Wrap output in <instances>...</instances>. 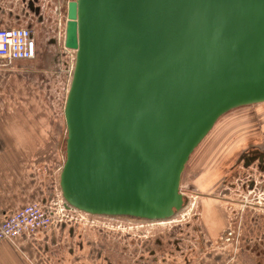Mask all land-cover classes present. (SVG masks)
Segmentation results:
<instances>
[{
    "label": "water",
    "instance_id": "95a60500",
    "mask_svg": "<svg viewBox=\"0 0 264 264\" xmlns=\"http://www.w3.org/2000/svg\"><path fill=\"white\" fill-rule=\"evenodd\" d=\"M63 46L75 57L58 185L89 216L170 220L217 121L264 103V0H74Z\"/></svg>",
    "mask_w": 264,
    "mask_h": 264
},
{
    "label": "crops",
    "instance_id": "0c3cea01",
    "mask_svg": "<svg viewBox=\"0 0 264 264\" xmlns=\"http://www.w3.org/2000/svg\"><path fill=\"white\" fill-rule=\"evenodd\" d=\"M29 1L0 0V29L29 28L37 45V56L44 46H49L44 52L51 54L54 46L59 49L61 45L54 36L60 24L65 27L67 3L64 0H34L30 9ZM37 7L40 10L38 15L33 10ZM2 68L5 66L0 63ZM29 120L21 110L7 109L4 114L0 113V222L29 204L44 202L59 188L62 165L59 157L54 155L52 160L42 155L46 148L59 145L60 133L56 142L55 138L52 139L49 125L33 124ZM219 122L220 132L223 128H230V131L235 129L237 141L228 147L220 144L219 160L213 170L207 167L208 170L203 167L198 173L191 170L192 175L195 173L191 183L206 200L202 210L206 234L198 239L202 244H209V251L198 252L193 247L195 252L171 254L166 261L155 255H151L149 260L126 251V247L119 246L121 242L111 248L110 243L103 239L78 234V226L62 225L34 235L1 241L0 264H138L140 260V264H248L247 255L239 257L215 247L223 241L220 234L224 230V223L219 219L221 212L217 213L215 209L216 201L210 199L209 194L225 187L231 171L241 161L245 162V166L256 161L264 164V103L233 111L227 119ZM226 122L230 126L224 124ZM226 133L227 130L224 135ZM220 136L221 140L222 133ZM201 165L202 161L193 168L198 171ZM195 239L189 238L191 243L196 242ZM120 250L123 252L120 253Z\"/></svg>",
    "mask_w": 264,
    "mask_h": 264
},
{
    "label": "rangeland",
    "instance_id": "374dc122",
    "mask_svg": "<svg viewBox=\"0 0 264 264\" xmlns=\"http://www.w3.org/2000/svg\"><path fill=\"white\" fill-rule=\"evenodd\" d=\"M48 48L49 46H44L38 55L41 57L37 56L33 61L17 62L0 69V113L4 114L7 109L24 111L31 123L49 125L52 139L55 138L56 142L60 133L59 145L46 148L42 156L46 159L51 157L53 160V156L57 155L63 165L66 140L63 107L70 85L68 69L71 61L55 46L51 54H47L44 50ZM232 112L217 121L191 155L180 182L184 206L173 218L166 222L153 223L127 218L88 217V223L74 225L78 226L77 233L103 239L110 243L111 248L121 242L119 246L126 247V251L131 254L135 252L149 260L151 255H155L166 261L171 254L195 252L193 247L198 252L209 251V244H202L198 239L206 234L203 230L205 218L202 211L206 200L191 182L195 173L203 167L213 170L219 160L221 143L228 147L237 141L235 129L219 130V121L227 119ZM22 118L27 120L24 116ZM224 124L230 126L229 122ZM220 133L223 136L221 140ZM200 161L202 165L197 171L193 166ZM191 170L195 172L193 175ZM228 177L230 178L223 189H216L209 194L210 199L216 201L215 209L217 213L221 212L218 217L224 223V230L220 234L223 241L215 247L239 257L243 254L242 257H245L254 246L258 258L251 260L248 256V264H264V164L256 161L252 165L246 163L245 166V162L241 161ZM191 237L197 238L196 242L191 243ZM125 257L131 258L134 255Z\"/></svg>",
    "mask_w": 264,
    "mask_h": 264
},
{
    "label": "built area",
    "instance_id": "2783aa9c",
    "mask_svg": "<svg viewBox=\"0 0 264 264\" xmlns=\"http://www.w3.org/2000/svg\"><path fill=\"white\" fill-rule=\"evenodd\" d=\"M74 0H64L65 3ZM42 17V16H41ZM65 27L60 24L54 39L57 41L60 53L66 55L71 64L68 75L71 77L75 53L63 46ZM37 56V45L31 29L26 27L0 29V63L2 66H12L17 62L33 61ZM89 216L75 209L65 207L59 188L44 202L29 204L22 209L10 213L0 222V242L12 240L22 235H34L62 225H77L88 223ZM115 219V218H111Z\"/></svg>",
    "mask_w": 264,
    "mask_h": 264
},
{
    "label": "flooded vegetation",
    "instance_id": "af4514ba",
    "mask_svg": "<svg viewBox=\"0 0 264 264\" xmlns=\"http://www.w3.org/2000/svg\"><path fill=\"white\" fill-rule=\"evenodd\" d=\"M250 242H253V241H250ZM248 253H249L248 256L250 257L251 260H252V258H255V257L258 258V256L256 255V253L254 252V246L251 247V251H249ZM140 261H138V264H140Z\"/></svg>",
    "mask_w": 264,
    "mask_h": 264
}]
</instances>
